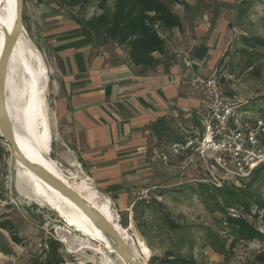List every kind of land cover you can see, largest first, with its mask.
I'll use <instances>...</instances> for the list:
<instances>
[{
  "label": "crops",
  "instance_id": "obj_1",
  "mask_svg": "<svg viewBox=\"0 0 264 264\" xmlns=\"http://www.w3.org/2000/svg\"><path fill=\"white\" fill-rule=\"evenodd\" d=\"M208 27L203 20L191 22V47L156 70L133 67L126 50L121 56L95 47L80 32L55 37L46 157L72 187L79 181L91 187L111 215H127L132 232L134 204L149 200L150 187L171 188L176 182L164 176L172 171L157 155L162 149L156 147L153 130L161 126L156 123L163 120L173 140L198 123V99L187 80L192 73L210 75L223 54V24ZM141 191L146 198L132 196Z\"/></svg>",
  "mask_w": 264,
  "mask_h": 264
},
{
  "label": "rangeland",
  "instance_id": "obj_2",
  "mask_svg": "<svg viewBox=\"0 0 264 264\" xmlns=\"http://www.w3.org/2000/svg\"><path fill=\"white\" fill-rule=\"evenodd\" d=\"M178 1L184 3V5L170 4L169 8L181 18V29H174L172 32L163 35L167 48L166 55L160 58L155 56L157 66L154 70L165 68L172 63L175 57H181L185 50L191 47L190 41L193 38L191 22L196 20L206 21L210 29H215V25L220 22L224 27L223 54L214 64L213 71L216 69V75L224 80V85H222L224 92L230 93L236 100L246 102L247 106L256 98L264 95V53L262 60L259 62L261 71L259 78H254L250 72L242 69L240 57L236 53L237 48L240 47L238 41L240 35L264 37V0H246L250 1V6L247 15L242 18H238L237 9L241 0ZM78 11L77 7L73 9L60 8L53 0H23L24 30L31 45L38 51L48 70V84L45 95L48 119L52 105V87L56 68V62L53 58L55 54L53 48L55 37L65 33H69L71 37H76L79 28L72 17L77 15ZM80 12L79 16L84 18L99 13L95 3L84 6ZM228 23L230 26H228ZM104 48L121 56L124 55L126 50L124 47L114 44H109ZM224 54L222 63L215 68ZM259 106L260 104H256L254 109H258ZM257 115L259 114L257 113ZM260 117L259 119L264 121V117ZM166 132H168L166 138L168 140L173 131L169 127ZM167 140L164 138L158 147L164 150ZM261 143L264 145V138ZM173 167L175 168L173 169ZM12 168L13 161L9 148L0 137V222L10 221L18 237L22 238L21 245H17L11 240L6 231L0 229V264H31L33 261L39 260L42 248H39L38 244L47 239H53L60 243V255L63 256L65 264H122L114 253L106 250L103 243L87 240L78 233L71 232L69 230L71 227L65 221L55 215L45 213L36 201L26 199L22 194L26 186L21 185L18 189L15 187L16 181L13 183L10 181ZM163 168L172 171V173L165 171V178L171 175L170 180H175L176 183L206 178V174L200 167L196 157H175ZM173 173L174 175H172ZM183 187L182 185L176 188L181 189ZM262 195H264L263 188ZM2 198L7 199L9 204L6 205ZM11 200L16 205L12 204ZM168 210L174 221L191 228L190 234L187 236L184 245H177L180 238L179 234H173L170 237L164 234L165 230H159L158 233L162 235L160 238H153L154 247L149 250V256L145 259V264H148L153 256L157 259L162 258L166 249L173 251L179 249V254L186 256L189 252L187 244L190 242L194 243L192 255L198 264H250L253 256L260 250L251 244L238 243L231 252L229 259L224 260L209 248L208 237H210V234L206 229L221 238L224 237V233L215 225L213 216L205 210L197 197L174 206L168 205ZM115 216L113 211L111 217L115 219ZM119 218L120 222L118 224L124 229L128 228V216L119 213ZM57 232L68 239L73 250L78 249L81 245H86L89 248L73 252L68 249L66 244L58 240ZM133 232L137 239L142 240L134 228ZM130 234L132 233L130 232ZM158 241H162L163 245H158ZM131 243L133 244V242ZM92 250H97L99 254Z\"/></svg>",
  "mask_w": 264,
  "mask_h": 264
},
{
  "label": "trees",
  "instance_id": "obj_3",
  "mask_svg": "<svg viewBox=\"0 0 264 264\" xmlns=\"http://www.w3.org/2000/svg\"><path fill=\"white\" fill-rule=\"evenodd\" d=\"M60 8H78L73 21L79 28L80 35L95 47L114 44L126 49L127 60L133 67L152 70L157 66V57L166 55V43L163 35L174 29H181V18L174 14L170 4L184 5L178 0H53ZM95 3L98 14L89 18L80 17L84 6ZM250 1L241 0L238 5V18L247 15ZM228 26L230 24L228 23ZM240 47L236 53L240 57L242 69L250 72L254 78L260 77L259 62L264 53V37L242 34L238 37ZM222 58L217 62L220 66ZM216 71V69H215ZM217 76V75H216ZM221 85L224 80L218 77ZM231 96L230 93H225ZM246 102H239L237 110L249 118L264 117V95L256 98L247 106ZM260 104L258 109H254ZM257 113L260 115H257ZM158 130H153L156 137V147L168 136V128H163V120ZM167 140V139H165ZM171 137L165 142L168 146ZM206 178L175 182L171 188L160 185L149 188L150 198L147 201L136 202L132 208V218L135 231L149 250L154 247L153 238H160L159 230L173 236L179 234L177 245H184L191 228L180 225L171 218L168 205H177L193 197L204 206L205 210L214 218L215 225L224 233V237L210 234L208 246L214 254L228 260L231 252L238 243L258 244L262 248L253 256L250 264H264V195H262L264 181V166L255 169L250 177L240 187L222 185L216 187L207 182ZM184 186L179 189L177 186ZM160 198L161 201L157 199ZM2 200L7 201L5 198ZM0 229L6 231L11 240L21 245L22 238L18 237L10 221L0 222ZM155 234V235H154ZM171 240V239H170ZM169 240V241H170ZM172 241V240H171ZM158 245H163L158 241ZM46 248L42 249L39 260L31 264H65L60 255L61 245L58 241L47 239ZM189 252L180 255V250L166 249L162 258L151 257L148 264H198L192 255L193 242L187 244Z\"/></svg>",
  "mask_w": 264,
  "mask_h": 264
},
{
  "label": "bare ground",
  "instance_id": "obj_4",
  "mask_svg": "<svg viewBox=\"0 0 264 264\" xmlns=\"http://www.w3.org/2000/svg\"><path fill=\"white\" fill-rule=\"evenodd\" d=\"M13 19L14 0H0V55L5 38L11 30ZM25 33V31L21 32L9 60L5 78L7 113L13 126L15 141L23 153L32 161L41 163L52 173L66 181L67 178L62 176L55 162L46 157V155L48 156L50 142L45 96L48 70L40 54L31 45ZM13 165L16 166L17 170L15 187L19 189L21 185L26 186L22 191L26 199L34 200L40 206L52 207L55 211H58L57 217L65 221L81 237L93 242L103 243L106 250L114 253L107 238L93 226L88 217L78 207L19 163L13 161ZM10 181L13 183L12 178H10ZM73 188L111 221L129 245L135 257L145 263L150 251L142 240H136L138 246L133 242L132 234L129 232L132 231V227L122 228L116 219L111 217L108 205L103 201H99L97 193L84 181L74 182ZM57 238L73 252L89 248L86 245H79L78 249L73 250L66 237L59 235L57 232ZM92 251L99 254L97 250ZM122 264L124 263L122 262Z\"/></svg>",
  "mask_w": 264,
  "mask_h": 264
},
{
  "label": "built area",
  "instance_id": "obj_5",
  "mask_svg": "<svg viewBox=\"0 0 264 264\" xmlns=\"http://www.w3.org/2000/svg\"><path fill=\"white\" fill-rule=\"evenodd\" d=\"M187 85L198 99V123L157 153L160 162L166 165L175 157H196L207 182L216 187H240L255 169L264 166V121L238 112L241 101L225 94L215 70L208 76L190 74ZM146 195L147 191L132 194L141 198ZM114 215L119 223V214ZM38 247L45 249V241Z\"/></svg>",
  "mask_w": 264,
  "mask_h": 264
},
{
  "label": "water",
  "instance_id": "obj_6",
  "mask_svg": "<svg viewBox=\"0 0 264 264\" xmlns=\"http://www.w3.org/2000/svg\"><path fill=\"white\" fill-rule=\"evenodd\" d=\"M23 0H14V19L12 27L7 37L5 38L3 49L0 55V137L5 141L9 148L11 159L22 165L25 169L43 181L59 194L67 198L76 207H78L86 217L91 221L93 226L101 231V233L110 242V245L119 259L124 264H145L138 260L125 242L122 235L116 230L114 225L109 221L99 209H97L91 202L87 201L83 195L76 191L67 181H64L44 165L39 162L32 161L19 148L15 141L13 126L9 115L7 113L5 101V78L9 65V60L13 48L21 34L25 31L23 27ZM25 35H27L25 33ZM17 174L16 166L13 165L11 170V177L15 182ZM40 206V205H39ZM43 211H46L57 217L58 211L52 207L40 206ZM133 242L137 245V238L132 231ZM138 246V245H137Z\"/></svg>",
  "mask_w": 264,
  "mask_h": 264
}]
</instances>
